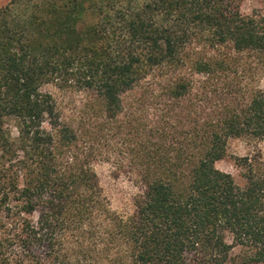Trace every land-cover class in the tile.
<instances>
[{
	"label": "trees",
	"instance_id": "trees-1",
	"mask_svg": "<svg viewBox=\"0 0 264 264\" xmlns=\"http://www.w3.org/2000/svg\"><path fill=\"white\" fill-rule=\"evenodd\" d=\"M263 77L239 0L0 6V264L264 263V158H236L242 185L216 167L264 139ZM112 159L130 213L94 168Z\"/></svg>",
	"mask_w": 264,
	"mask_h": 264
},
{
	"label": "rangeland",
	"instance_id": "rangeland-1",
	"mask_svg": "<svg viewBox=\"0 0 264 264\" xmlns=\"http://www.w3.org/2000/svg\"><path fill=\"white\" fill-rule=\"evenodd\" d=\"M10 0H0V6L7 4ZM241 11L245 14L254 12L264 14V0H239ZM264 89V77L259 81ZM72 99V107L79 106L81 97L75 95ZM149 113L154 112L149 109ZM260 153L264 158V139L256 140L248 137H232L227 142V153L224 158L216 162V167L231 173L240 185L245 180L242 177L241 168L236 165V158L250 154ZM94 168L99 176L101 185L110 199L113 209L121 213H130L133 210V198L139 192V185L130 169L118 164L116 160H101L95 162ZM226 264H264L245 263L239 249L231 253V258Z\"/></svg>",
	"mask_w": 264,
	"mask_h": 264
}]
</instances>
